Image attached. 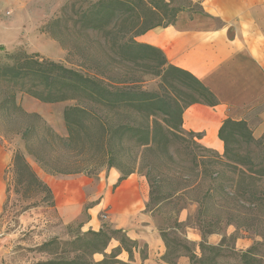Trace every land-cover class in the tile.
Masks as SVG:
<instances>
[{
	"label": "rangeland",
	"instance_id": "1",
	"mask_svg": "<svg viewBox=\"0 0 264 264\" xmlns=\"http://www.w3.org/2000/svg\"><path fill=\"white\" fill-rule=\"evenodd\" d=\"M96 1L98 0H0V64H9L8 55L18 52L37 54L41 59L60 63L115 88L125 85L146 92L162 95L166 93L177 99L180 105L191 101L187 93L194 95L201 104L214 102L207 94L198 96L195 92L187 90L182 84V79L173 82L176 89L165 87L161 90L165 66L158 67L157 59L147 60L145 55L147 56L148 53L145 51H138L136 56L135 47L131 49L122 47L123 44L130 43L131 36L130 34L126 37L122 36L113 24L101 31L83 28L80 11ZM164 1L174 6L182 5L183 11L190 13L198 11L202 2V0ZM136 38L133 39L135 43H137ZM20 87L21 83L14 89H8L4 84H0V142L4 143L5 148L11 152V163L8 170H5L6 201L0 217L2 227L0 264H35L75 258L99 263L104 255L108 258L107 264L114 261L118 262L115 264H127L111 256L125 252L128 254V260L133 259V248L140 258H143L145 245L131 241L124 230L107 222L103 226L115 233L109 234L111 239L106 247L103 249L102 242L96 247L88 244L85 240L86 235L92 230H84V228L88 223L86 215L94 202L84 203L79 215L71 222L62 219L56 208L52 190L41 178L55 180L61 177H73L82 179L86 185H89L95 184L106 170L117 168L103 166L95 171L75 175L45 173L34 157L28 153L30 150H43L38 143L39 139L31 134L23 137L24 131L29 127L37 128L36 135L41 139L44 127H48L55 135L65 138L67 131L63 120L64 109L75 105L85 106V104L79 100L42 103L19 91ZM24 87L28 88L29 84ZM10 93L15 94V103L20 110L35 117H25L18 110L5 106L3 102ZM131 112L126 110L118 113L111 110L108 116L111 123L117 127L122 123L136 120L134 113ZM170 123L174 126L173 121ZM174 129L168 134L167 151L163 143V146L144 151L141 155V150L134 149L131 141L125 138L121 152L112 156L113 165L124 173L132 170L145 179L146 173H149L150 177H156L160 181L158 190L160 201L150 203L149 206L147 205L150 188L147 183L148 200L145 212L149 216V228L158 232L164 244L162 264H179L180 258H186L189 264H244L241 253L245 250L242 251L237 247L238 240H248L252 242L251 246L256 245L253 256H249L250 264H264V225L247 229L242 227L239 221L230 222L223 195L213 192L209 194V198H206L210 184L208 180L203 179V170L210 160L208 150L211 149L205 148L200 143L198 135L201 134L185 131L182 126ZM243 150L245 151L244 147ZM44 151H46L44 152L46 161L58 163L65 161V155L60 149ZM17 154L24 156L43 185L34 182L27 175L19 179L13 173L12 161ZM78 160L100 164L98 158L86 154H80ZM196 162L203 164L196 168ZM182 185H187L183 193H172V189ZM170 193L171 197L166 196ZM103 216L105 215H100L101 220H105ZM191 229L201 235L197 246L186 239V234ZM212 235L220 237L216 245L207 243V236ZM114 243H118L119 246L110 254L105 253ZM126 249L131 253L126 252Z\"/></svg>",
	"mask_w": 264,
	"mask_h": 264
},
{
	"label": "trees",
	"instance_id": "2",
	"mask_svg": "<svg viewBox=\"0 0 264 264\" xmlns=\"http://www.w3.org/2000/svg\"><path fill=\"white\" fill-rule=\"evenodd\" d=\"M182 8V5L174 6L164 0H98L81 10L80 18L83 28L88 30L101 31L113 24L122 36L126 37L130 34V43L123 44L122 47L126 49L135 47L136 56H138V51H145L148 53L147 56L145 55L147 60L157 59L158 67L165 66L161 90L165 87L176 89L173 82L182 79V84L187 90L195 92L198 96H203L204 93L213 98V95L190 73L169 65L161 51L133 41L134 38L153 28L173 25L177 14L183 11ZM8 59L9 64H0V84H4L8 89H14L21 83L19 91L42 103L53 104L67 100H79L85 104V106L75 105L64 109L63 120L67 131L65 138L55 135L48 127H44L41 139L36 135L37 128L29 127L24 131L23 137L31 134L39 139L38 143L43 150H30L28 153L49 175L83 174L86 171H95L106 166L107 168L116 167L120 171L121 177L118 180L120 182L134 173L132 170L124 173L119 167L113 165L112 156L121 152L125 138L131 141L134 149L141 150V155L144 151L163 146V143L167 151L168 134H171L174 128L182 126L183 111L192 104H201L191 93H187L191 101L180 105L177 99L166 93L162 95L146 92L125 85L115 88L60 63L41 59L37 54L18 52L8 55ZM26 84H29L28 88L24 87ZM3 103L9 108L18 110L25 117H35L19 109L15 103L14 93H10ZM205 104L212 106L215 101ZM111 110L118 113L130 110L134 113L136 120L116 127L108 116ZM118 113L117 115H120ZM171 121L174 122L173 127ZM200 138L201 136L198 135V139ZM218 138L223 143V153L219 155L208 150L210 160L203 170V179L208 180L210 184L206 198H209V194L213 192L222 194L224 203L227 204H225V209L228 210L230 222L239 221L240 225L247 229L264 225V186L262 185L264 184V141L255 139L244 121L231 119L223 121L218 131ZM53 148L62 150L65 155L64 162L45 160L44 152L46 151L44 150ZM80 154L98 158L100 164L78 160ZM202 164L196 162V168ZM12 168L13 173L19 179L27 175L34 182L43 185L22 154L14 156ZM145 176L150 188L147 205L149 206L150 203L160 201L161 196L158 195L160 181L156 177H150L149 173ZM186 189L187 185H182V187L172 189V193H183ZM169 195L171 197V193L166 196ZM110 233L115 232H110L107 227L103 226L99 231H88L85 240L94 247L102 242L104 249L111 239ZM120 243L122 244V241ZM255 250L256 245H253L241 253L244 264H250L249 256H253ZM125 251L131 253L127 249ZM111 257L116 256L112 254ZM107 263L108 258L104 255L99 263L75 258L73 260H49L35 264ZM115 263L118 262L114 261L111 264Z\"/></svg>",
	"mask_w": 264,
	"mask_h": 264
},
{
	"label": "crops",
	"instance_id": "3",
	"mask_svg": "<svg viewBox=\"0 0 264 264\" xmlns=\"http://www.w3.org/2000/svg\"><path fill=\"white\" fill-rule=\"evenodd\" d=\"M136 42L161 51L169 65L190 73L213 95L214 105L192 104L182 114V128L201 134L205 148L222 154L218 131L226 119L244 121L252 136L264 141V0H202L198 11H181L173 25L153 28ZM10 163L11 152L0 142V217L7 195L5 170ZM101 176L89 185L73 177L41 180L52 190L64 221L71 222L84 203L94 202L84 230L99 231L107 222L146 247L143 258L133 248V259L128 260L125 252H119L116 259L127 264H162L164 244L158 232L149 228L145 212V177L132 173L118 182L121 173L114 168ZM186 239L197 246L201 235L191 229ZM219 239L213 235L206 238L213 245ZM251 244L237 241L242 251ZM118 246L111 244L105 253ZM179 264L189 263L180 258Z\"/></svg>",
	"mask_w": 264,
	"mask_h": 264
}]
</instances>
